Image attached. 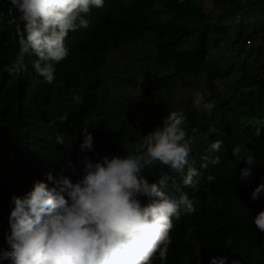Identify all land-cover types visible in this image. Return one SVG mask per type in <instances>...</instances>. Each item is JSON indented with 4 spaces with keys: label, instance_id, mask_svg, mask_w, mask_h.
I'll return each instance as SVG.
<instances>
[{
    "label": "trees",
    "instance_id": "obj_1",
    "mask_svg": "<svg viewBox=\"0 0 264 264\" xmlns=\"http://www.w3.org/2000/svg\"><path fill=\"white\" fill-rule=\"evenodd\" d=\"M249 2L129 0L125 6L124 0H105L103 8H94L85 17L90 21L88 28L69 33L65 43L70 55L55 66V79L48 83L33 69L34 55L25 56L26 73L10 76L5 71L19 54L20 25L14 22L17 13L9 11V0H0V249L8 247L5 233L9 231L13 195H25L36 181L48 182V172L56 181L67 177L75 183L84 175V164L79 162L84 155L96 162L104 156L132 154L120 144L119 133L109 117L98 121L91 132L93 152L82 153L80 145L69 148L65 141L101 108L100 68L110 50L143 40L152 33L156 37L150 35L156 41L155 57L196 81L204 75L211 94L208 100L219 103L212 110L224 116L223 124L211 125L205 109L194 106L191 94L179 111L186 117L189 135L192 128L198 130L184 171H174L159 162L144 171L149 183H157L166 174L169 179L162 191L173 197L185 192L196 208L191 214L181 211L180 219H173V242L163 264H210L215 257H227L228 264L233 259H239L241 264H264V233L254 224L256 215L264 211V198L255 203L250 200L254 188L264 182V20L240 22L231 42L236 52L243 50L253 37V42H257L256 74L243 62L237 67L242 86L247 88L245 96L238 91L239 95L225 99L217 91L215 81L230 74L233 66L223 73L212 56V50L222 45L228 34L220 23L249 9ZM160 83L166 91H173L176 74L160 78ZM241 101L247 106L237 112L235 105ZM65 115L67 120H62ZM162 123L163 120L157 126ZM58 135L63 136V144L57 143ZM216 140L223 141L219 151L211 147ZM236 146L251 149L255 156L253 175L248 180L240 179V170L246 165L234 160ZM216 157L220 163L214 165L211 161ZM229 161L232 167L228 166ZM205 163L207 167H201ZM189 168L200 173L194 187L182 184ZM209 175L215 177L212 182L207 179ZM49 187L59 190L58 184L49 183ZM140 200L143 205L150 202L147 197ZM188 228L194 229L190 239L195 243H185ZM226 237L232 239L230 247L225 245ZM0 264L10 262L4 260ZM152 264H162L158 254Z\"/></svg>",
    "mask_w": 264,
    "mask_h": 264
},
{
    "label": "clouds",
    "instance_id": "obj_2",
    "mask_svg": "<svg viewBox=\"0 0 264 264\" xmlns=\"http://www.w3.org/2000/svg\"><path fill=\"white\" fill-rule=\"evenodd\" d=\"M10 13L14 10L18 22L19 54L11 67L5 71L11 76L26 73V55L36 57L35 72L46 82L55 79L56 65L65 60L70 51L66 38L70 32L88 28L85 17L95 8L104 7L105 0H9ZM183 2V0H181ZM125 6L129 0H124ZM194 106L211 113L214 103L205 102L204 94L193 91ZM67 120V115L61 117ZM54 123V121H53ZM186 117L182 112H170L163 118L162 126L144 135L136 154L104 156L93 162L84 155V175L75 183L70 178L56 181L51 172L46 173L48 182L36 181L25 195H13L9 231L5 233L7 249H0V261L10 264H152L159 255L163 264L172 244L173 219L179 220L181 211L191 214L196 211L193 200L181 192L178 197L162 191L169 177L165 174L157 183H149L144 176L147 167L159 162L174 171L182 172L188 164L191 146L195 142L196 128L189 135L185 127ZM82 153L94 151V137L87 127L83 128ZM63 144V136H57ZM223 141L212 143L213 151H219ZM233 158L245 167L240 170V179L252 177L255 156L251 149L236 146ZM220 163L216 157L211 161ZM232 167V161L228 162ZM206 168L207 164L201 165ZM200 173L189 168L183 178L185 187H194ZM209 182L215 177L209 175ZM49 183L58 184L49 187ZM140 197H147V205ZM264 198V182L251 192L255 203ZM254 224L264 233V211H260ZM191 240L194 229L186 230ZM232 244L225 238L226 247ZM200 249V248H199ZM197 255L200 256V251ZM210 264H228L227 257H215ZM231 264H241L233 259Z\"/></svg>",
    "mask_w": 264,
    "mask_h": 264
},
{
    "label": "rangeland",
    "instance_id": "obj_3",
    "mask_svg": "<svg viewBox=\"0 0 264 264\" xmlns=\"http://www.w3.org/2000/svg\"><path fill=\"white\" fill-rule=\"evenodd\" d=\"M249 4V9L240 11L233 18L220 23L228 29L226 41L212 50L213 59L223 73H226L228 67L233 66L230 74L215 81L217 91L225 99L239 95L238 91L243 96L247 92V88L242 86L237 69L238 66L240 68L241 62L250 72L256 74L257 42H253L254 37L241 51L236 52L231 47L236 26L240 22L253 24L264 20V0H250ZM248 30L251 32L253 28L248 26ZM150 35L153 34L148 33L143 40L110 50L104 65L100 68V76L103 79L102 93L99 95L101 108L66 139L67 147L77 148L83 141L84 127L92 132L98 121L109 117L114 129L119 133L120 144L132 154H136V148L142 143L144 135L155 130L158 123L170 112H179L189 96L193 95V91L203 93L205 102L214 103L213 109L219 107L218 102L208 100L211 94L208 93L204 75L196 81L194 77L190 75L187 77L174 70L171 63L163 64L155 57V36ZM174 73L176 87L168 92L161 85L160 78ZM235 106L236 111L240 112L247 105L242 102ZM205 111L211 125L223 124L222 113L213 110L209 113L206 109ZM152 167L153 165L145 170H150Z\"/></svg>",
    "mask_w": 264,
    "mask_h": 264
}]
</instances>
